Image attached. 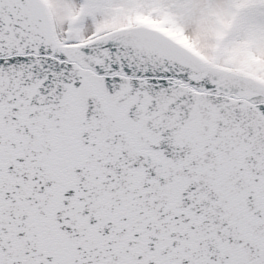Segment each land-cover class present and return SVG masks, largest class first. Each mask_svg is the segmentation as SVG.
<instances>
[{
  "label": "snow or ice",
  "instance_id": "1",
  "mask_svg": "<svg viewBox=\"0 0 264 264\" xmlns=\"http://www.w3.org/2000/svg\"><path fill=\"white\" fill-rule=\"evenodd\" d=\"M0 264H264V0H0Z\"/></svg>",
  "mask_w": 264,
  "mask_h": 264
}]
</instances>
